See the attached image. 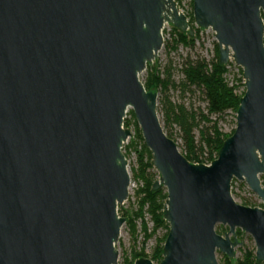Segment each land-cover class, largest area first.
Returning a JSON list of instances; mask_svg holds the SVG:
<instances>
[{"label": "water", "instance_id": "obj_1", "mask_svg": "<svg viewBox=\"0 0 264 264\" xmlns=\"http://www.w3.org/2000/svg\"><path fill=\"white\" fill-rule=\"evenodd\" d=\"M218 61L241 69L235 127L209 164L191 163L159 120L140 78L163 28L193 34L175 0H0V264H116L127 216L132 110L165 189L168 233L158 264H220L252 237L264 261V0H192ZM216 224L227 226L221 233ZM138 257L132 264H155Z\"/></svg>", "mask_w": 264, "mask_h": 264}, {"label": "trees", "instance_id": "obj_2", "mask_svg": "<svg viewBox=\"0 0 264 264\" xmlns=\"http://www.w3.org/2000/svg\"><path fill=\"white\" fill-rule=\"evenodd\" d=\"M178 2V0H175ZM192 6V0H191ZM187 18L193 29V34L189 35L188 32H181L175 27L171 26L170 34L173 37L172 44H165L168 48L176 49L178 45L187 46L189 48L194 47V42L198 38V32L200 28L194 26L192 18V10L187 15ZM264 42V38H263ZM170 45V46H169ZM231 63L221 64L218 61V48L215 45V55L210 60H206L200 55L186 56L181 67L183 78L180 81L182 90L193 92V89L200 91L203 101L206 103L205 111L190 110L183 106V104L173 103L169 100L166 94H162L160 98V109L162 113V126L168 137L173 139V130L178 129V133L183 142V148L180 149L181 153L191 162L197 164H209L217 157L218 151L222 146L224 140L232 134L226 133L220 130L217 125V120L210 119V116L216 115L221 117L227 111H231L236 114L239 99L244 93L243 80L241 77V69L238 68L239 76L235 79V84H230L226 80V73L228 72L227 66ZM149 67V68H148ZM147 75L143 82L147 91H152L156 94L163 93L168 89L171 81L168 78L160 77L158 72L153 71L152 67L147 64ZM239 87H242L241 91H238ZM131 116V122L134 125V138L129 140L128 144L123 146L125 149L133 148L136 152L137 158V170L134 173V178L140 179L143 184L136 190V196L138 197V207L134 214V217L143 218L144 209L149 214L151 221L153 222L154 231L158 227H167V223L162 216V208L166 199L165 189L160 187L156 190L153 189V183L155 181L154 175L149 172L152 168L151 156L149 150L144 145L140 130L137 126L132 110H128ZM123 126L127 127L128 122H123ZM198 129L200 141L196 142L193 130ZM126 156V155H125ZM260 178L264 180V174L260 175ZM234 181V180H233ZM232 181V183H233ZM245 206H252L247 201L241 203ZM118 213L123 215L121 207L118 206ZM143 220V219H142ZM221 232L223 228L220 226ZM143 230L146 232L147 228L143 223ZM239 230L236 234H239ZM162 238V243L157 245L152 259L162 258V246L165 237ZM150 234L147 233L146 236ZM142 253H133L130 260H126V264H132V262L140 257ZM224 264H260L254 258V252L247 251L244 253L241 259H236L235 263L223 254Z\"/></svg>", "mask_w": 264, "mask_h": 264}, {"label": "rangeland", "instance_id": "obj_3", "mask_svg": "<svg viewBox=\"0 0 264 264\" xmlns=\"http://www.w3.org/2000/svg\"><path fill=\"white\" fill-rule=\"evenodd\" d=\"M177 4L186 15H188L189 12L192 10L191 0H178ZM170 30V25L166 24L163 29V46L157 52V55L154 57V59L150 63H148V65L152 67L153 71L159 73L160 77L168 78L171 81V84H169L168 89L163 93L159 92L157 95V111L161 123L163 122L159 102L162 94H166L171 102L183 104V106L187 109L194 111L201 109L205 111L206 103L203 101L199 90L193 89V92L182 90L180 85V81L183 78L181 67L185 57L189 55H200L206 60H210L215 55V45H217L214 38V32L210 28H207L204 30L200 29V31L198 32V38L195 40L193 48L182 46L180 44L176 47V49H173L170 46L172 44L173 39L170 34ZM167 42L168 44H170V47L168 48L165 46ZM231 62L232 61H229L228 63ZM238 68L239 67L236 66L233 62L232 65L227 66L228 72L226 73L225 77L230 84H235V79L239 76ZM146 75L147 70L145 69L139 75L142 82L145 81ZM241 90L242 87H239L238 91ZM210 119L217 120V125L220 130L226 133L231 132V130L235 127V117L233 112L231 111H227L220 118L216 115H212L210 116ZM124 121L128 122V126H131L133 130L130 131L131 136L127 141L124 142L123 146L128 144L130 139L133 140L135 134L134 125L131 122V116L128 111L126 113ZM193 133L196 142H199L200 138L198 129H194ZM173 134L175 140L182 149L183 142L178 133V129L174 128ZM122 152L129 158L127 161V167L129 170L130 181L131 183H133V185H131L128 190L127 199L121 205H119L121 207L122 213H124L127 218L121 226L118 241L115 243L119 249V255L116 264H126V260H130L131 255L133 253L140 252L142 253L140 257L146 256L152 258V255L154 254L157 245L162 243V238L168 230L167 224V227H158L154 231H152L154 228L153 222L151 221V218L149 214L145 211V209L142 218L143 220L141 218L134 217V214L136 213L138 207V197L136 196L135 192L142 186L143 182L140 179L134 178V173L136 172L138 167L136 152L134 151V149H125L122 147ZM149 172L154 175V178H158V174L153 168V166L149 170ZM260 180L264 184V180L262 178H260ZM231 194L240 203H242L243 201H247L248 203L253 205L264 206V202H262L260 198L255 193H253L243 181H233ZM143 223H145L146 225V232H144L143 230ZM220 226L223 228V232L227 231V226H222L220 224H216L215 230L221 232ZM239 231L240 232L237 237L245 239L246 241L241 242V244L236 247L238 251L235 257L230 259L232 263H235L236 259H241L245 252H254L255 250L254 241L250 234L241 230ZM147 233H149L150 235L146 236ZM216 255L219 258L220 264H224L222 257L223 254L217 252ZM160 260L161 258L156 259L155 264H158ZM260 264H264V261H262Z\"/></svg>", "mask_w": 264, "mask_h": 264}, {"label": "built area", "instance_id": "obj_4", "mask_svg": "<svg viewBox=\"0 0 264 264\" xmlns=\"http://www.w3.org/2000/svg\"><path fill=\"white\" fill-rule=\"evenodd\" d=\"M165 25H166V24H165ZM164 27H165V26H164ZM163 29H164V28H163ZM131 185H133V183H131V181H130V185H129V188H130V186H131Z\"/></svg>", "mask_w": 264, "mask_h": 264}]
</instances>
